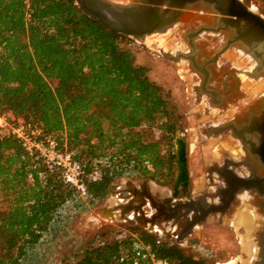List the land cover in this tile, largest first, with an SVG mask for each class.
<instances>
[{
  "label": "trees",
  "instance_id": "16d2710c",
  "mask_svg": "<svg viewBox=\"0 0 264 264\" xmlns=\"http://www.w3.org/2000/svg\"><path fill=\"white\" fill-rule=\"evenodd\" d=\"M120 33L83 14L75 0H0V115L39 124L61 145L85 160L84 178L101 200L124 163L139 172L164 163L158 142L138 128L161 119L167 131L170 103L162 87L119 44ZM54 82V85L52 84ZM74 195L60 171L29 154L21 141L0 132V264H22L26 247L37 243L54 212ZM155 255L175 264H210L175 242L136 229ZM129 237L100 240L64 264H118L132 251Z\"/></svg>",
  "mask_w": 264,
  "mask_h": 264
},
{
  "label": "water",
  "instance_id": "95a60500",
  "mask_svg": "<svg viewBox=\"0 0 264 264\" xmlns=\"http://www.w3.org/2000/svg\"><path fill=\"white\" fill-rule=\"evenodd\" d=\"M75 4L83 14L111 31L138 40L167 33L177 26L168 37L171 47L156 44V48L165 58L184 65L183 73L191 77L197 100L204 98L222 112L229 105H237L245 94L240 87L242 76L264 80V16L244 0H75ZM228 49L235 51V59L223 58ZM235 61H243L244 65L235 66ZM218 119L215 115L214 120L206 121L204 132L216 135L227 131L235 146L228 155V166L212 171L219 179L212 178L210 192L203 197L173 198L179 185L187 187L189 177L185 141L177 138L180 171L173 196L161 201L149 186H134L128 190L130 196L126 200H116L105 212L119 210L120 218L128 222H133L128 217L133 212L137 220L143 218L140 224L144 226L158 225L156 221L163 216L166 226L181 228L163 236L166 241L176 236V243L185 240L197 223L217 209V204L206 200L207 195H219L226 208L235 202L237 194L241 197L245 193V205L251 213L264 218V89L245 106L239 105L231 116ZM148 203L157 214L147 215L144 207ZM257 235L258 249L252 264H264L262 220Z\"/></svg>",
  "mask_w": 264,
  "mask_h": 264
},
{
  "label": "rangeland",
  "instance_id": "374dc122",
  "mask_svg": "<svg viewBox=\"0 0 264 264\" xmlns=\"http://www.w3.org/2000/svg\"><path fill=\"white\" fill-rule=\"evenodd\" d=\"M244 2L264 16V0H244ZM174 32L175 28L169 30L167 34H152L142 40L123 34L119 37V44L132 52L136 64L147 67V74L162 87L163 94L170 103L168 122L175 128L172 135L161 119L153 123H144L138 128L145 140L158 142L164 163L153 170V173L141 170L136 175L118 174L110 182L109 191L100 202L90 205L78 203L77 212L62 224L54 225L48 238L27 245L22 264L73 262L81 256L88 245H96L100 240L110 241L124 228L136 231L141 227L157 235L156 231L148 230L151 227L150 223L145 226L140 224L144 222L143 218L137 220V215L133 212L129 214L133 222H128L120 218L119 210L114 211V214H117L111 216V213L105 212L104 209L118 199L126 200L130 196L128 190L133 187L131 185L144 181L152 184L150 187L157 199L160 198L162 201V197H172L180 171L176 153L177 138H182L186 145L189 177L187 187L182 190L188 196H195L199 191L207 189L211 175L207 171L208 167L222 162L224 157L234 151L235 142L228 132L208 135L202 131L203 123L214 120L215 115L220 119L229 116L231 114L229 111L234 105H229L224 112H215V108L219 107L209 105L204 98L196 100L195 92L191 87V77L183 73L184 65L165 58L156 48V44H162L166 48L171 47V39L168 37ZM236 56L233 49H228L223 54V58L229 60L235 59ZM233 64L239 67L244 65V62L235 61ZM241 79L240 87L245 94L239 98V102L246 104L247 98L257 95L264 89V80L246 76H242ZM52 84L54 85V82ZM2 115L11 116L8 113ZM59 145L63 149L74 150L77 153L75 148H70L65 143L61 145L59 142ZM178 194L177 198L182 197V194H179L180 196ZM238 198L229 211L224 214L220 212L211 214L195 225L184 243L176 244L187 253L204 256L210 264L252 263L258 249L257 230L261 221L257 220L245 205L243 193L241 198ZM144 209L149 214L155 211L150 203ZM156 223L160 226L164 225L162 219H158ZM168 227L170 226H166L165 232L171 234ZM155 229L162 231L158 226H155ZM205 252H209L210 255H204Z\"/></svg>",
  "mask_w": 264,
  "mask_h": 264
},
{
  "label": "built area",
  "instance_id": "2783aa9c",
  "mask_svg": "<svg viewBox=\"0 0 264 264\" xmlns=\"http://www.w3.org/2000/svg\"><path fill=\"white\" fill-rule=\"evenodd\" d=\"M0 132L11 134L18 138L29 154L35 155L36 158H41L48 168L60 171L63 182L74 188V195L54 212L48 229L42 233L41 240L49 237L54 225L62 224L68 217L76 213L78 203L90 205L101 201L100 198L93 195L84 181L85 177L97 179L100 176V170L96 168L86 173L85 160L74 150L61 148L56 137L46 134L41 125L25 122L21 119H18L17 123L13 124L9 121L8 116L0 115ZM120 170L121 174H139L137 165L133 160L122 164ZM154 229L155 226L153 229L151 227L148 228L149 231H154ZM156 236L158 237L157 243L161 240L166 241L163 239L164 235L157 234ZM115 237L117 239L129 237L133 240L131 253L123 252L118 258V264H175L168 259L157 257L152 246L144 243L136 231L124 228L117 232ZM171 240L172 238L167 241L174 242ZM204 255L209 256L210 254L205 252Z\"/></svg>",
  "mask_w": 264,
  "mask_h": 264
},
{
  "label": "flooded vegetation",
  "instance_id": "af4514ba",
  "mask_svg": "<svg viewBox=\"0 0 264 264\" xmlns=\"http://www.w3.org/2000/svg\"><path fill=\"white\" fill-rule=\"evenodd\" d=\"M196 96V95H195ZM244 96V95H243ZM242 96V97H243ZM242 97H240V98H242ZM197 100V99H196ZM247 104V103H246ZM246 104H244V103H240L239 101H238V103H237V105H234L236 108H238L239 107V105H241V106H245ZM234 112H237V110L236 111H234ZM234 112H232L231 114H230V116L234 113ZM230 113V112H229ZM204 124V123H203ZM203 127H204V125H202V131L204 132V130H203ZM227 132V131H226ZM207 133V132H206ZM222 132H220L219 134H221ZM208 135H214V134H210V133H208ZM217 135V134H216ZM227 158H228V156H226V157H224L223 158V160H222V162H220V163H218V164H211L209 167H208V169H207V171L208 172H210V173H212V171H214L216 168H225L226 167V165L228 166V164H227ZM183 189V186L182 187H179L178 188V192H179V194L181 195L182 194V197H180L181 199H189V198H191V197H196V196H204V194L205 193H207V192H210V190H208V189H204V190H201V191H199V193H197L195 196L194 195H186V193H184V191L182 190ZM178 194V195H179ZM179 195V196H180ZM244 196H245V193H244ZM222 197H224V196H222ZM238 197H240V194H237V198H236V200H235V202H237L238 201ZM173 198L175 199V198H177V196H173ZM241 198V197H240ZM206 200L207 201H209V202H212V203H215V204H217V209L216 210H213V211H211L208 215H207V217H209L211 214L212 215H214V214H216V213H218V212H220V213H222V214H224L225 212H227V211H229L231 208H232V206H233V204L235 203V202H233L232 204H231V207H226L225 208V203L223 202V201H220V196L219 195H217L216 196V198H210L208 195H207V197H206ZM154 214H157L158 213V211L155 209V211L153 212ZM201 212H199V214H200ZM254 216V215H253ZM206 217V218H207ZM256 218V217H255ZM159 219H163V216L162 217H159ZM135 220V219H134ZM166 223L167 222H165L164 220H163V226H160V225H154V226H158V227H163V229H162V231L161 230H156V229H154V231H156V233H158V234H162V235H165L166 234V232H165V228H166ZM149 224V223H148ZM150 226H151V228H153L154 226H152V224H150ZM180 227H177V226H175V227H173V228H171V227H168V230L170 231V232H173V230H176L177 232H179L180 231ZM173 236V235H172ZM176 236H173V237H171L172 238V240L171 241H174L175 243H176V238H175ZM257 237H258V235H257ZM174 239V240H173ZM184 241V240H183ZM183 241H180V242H182L183 243ZM257 241L259 242V238H257Z\"/></svg>",
  "mask_w": 264,
  "mask_h": 264
},
{
  "label": "bare ground",
  "instance_id": "6f19581e",
  "mask_svg": "<svg viewBox=\"0 0 264 264\" xmlns=\"http://www.w3.org/2000/svg\"><path fill=\"white\" fill-rule=\"evenodd\" d=\"M175 29H177V26L175 27ZM169 30H173V28H171V29H169ZM169 30L167 31V33L169 32ZM167 33H166V34H167ZM161 34H165V33H161ZM150 35H151V34H150ZM153 35H155V34H153ZM169 35H170V34H169ZM147 36H149V35H146L145 37H147ZM161 36H162V35H161ZM145 37H144V38H145ZM155 37H156V36H155ZM158 39H159V38H158ZM178 64H179V63H178ZM247 100L249 101V100H251V98H247L246 101H247ZM235 110H237V108H236L235 106H234V107L232 106V108H231V110H230L229 112L232 113V112H234ZM217 111L220 112V111H222V110H221V108H217V109L215 108V112H217ZM243 197L246 199V194H245V196H244V193H243ZM107 204H109V203H107ZM115 211H117V210H115ZM247 211H248V210H247ZM250 212H251V211H250ZM110 213H111V216H114V215L117 214V213L114 214V211H113V212H110ZM130 213H131V212H130ZM130 213H129V214H130ZM129 214H128V217H129ZM252 214H253V213H252ZM252 214H251V215H252ZM251 215H250V216H251ZM254 216L257 218V220H260V221L262 220V221H264V218H263V217H260V216L257 215V214H254ZM244 217H245V216H244ZM244 217H243V219H244ZM247 217H248V216H247ZM129 218H130V217H129ZM255 250H256V249H255ZM249 264H252V263H249Z\"/></svg>",
  "mask_w": 264,
  "mask_h": 264
},
{
  "label": "crops",
  "instance_id": "0c3cea01",
  "mask_svg": "<svg viewBox=\"0 0 264 264\" xmlns=\"http://www.w3.org/2000/svg\"><path fill=\"white\" fill-rule=\"evenodd\" d=\"M212 178H213V180H215V181H217L219 178H218V176H217V173L216 172H212L211 173V175L209 176V180H210V182H209V184H208V190H211V188L213 187L212 186ZM131 186H149V188L151 189V187L150 186H152V184H150V182H147V181H144L143 183H136V184H134V185H131ZM151 191H152V193H153V190L151 189ZM155 194V193H154ZM158 195V194H157ZM163 198V197H162ZM167 198V197H166ZM151 224V223H150ZM185 241H183V243H184Z\"/></svg>",
  "mask_w": 264,
  "mask_h": 264
}]
</instances>
